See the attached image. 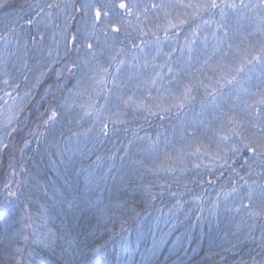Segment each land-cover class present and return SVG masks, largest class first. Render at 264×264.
I'll return each instance as SVG.
<instances>
[{"label": "snow or ice", "instance_id": "1", "mask_svg": "<svg viewBox=\"0 0 264 264\" xmlns=\"http://www.w3.org/2000/svg\"><path fill=\"white\" fill-rule=\"evenodd\" d=\"M9 6V0H0V9ZM29 7L39 17L27 20L36 29L31 35L34 47L29 50L25 43L20 56V48L11 51V41L0 36L4 41L0 83L5 86L4 97L15 102L13 92L20 84L8 71L13 56L23 65L20 73L25 81L26 72L32 71L29 60L46 69L36 77L38 82L48 73L56 77L57 90L67 93L60 99L71 135H54L50 154L71 164L72 156L65 158L66 153L74 156L79 150L71 147L73 137L82 135L103 144L121 131L127 133L133 124L156 123L162 131L154 138L133 130V139L123 147L119 159L129 162V183L133 177L142 180L151 174L179 184L187 173L200 176L202 167L209 169L204 159L218 169H231L235 179L223 193L225 211L241 217L250 238L259 231L264 255V0H44ZM48 38L51 43L45 47ZM72 79L76 82L69 88L65 82ZM197 104L199 113L189 119ZM9 111L4 127L15 132L13 121L18 117L11 106ZM56 118L52 111L44 121L46 127H52ZM8 148L0 138V150ZM236 158L243 159L240 167L246 176L233 167ZM57 183L44 186L45 196L49 191L52 195L49 202L39 204L41 218L57 208L63 212L65 205L84 213L87 209L65 196ZM155 186L151 181L143 186L152 199L157 196ZM159 186L160 195H181L171 190V183ZM34 195L25 191L23 180H8L0 187V223L6 232L16 222L18 205H23V229L9 236V242L39 246L28 254L29 264H78L73 257L88 246L89 233L71 223L55 232L37 229L31 211L38 203ZM219 207L218 197L213 208ZM102 216L111 219L110 210ZM28 228L32 231L26 233ZM15 253L21 255L23 249L17 247Z\"/></svg>", "mask_w": 264, "mask_h": 264}, {"label": "trees", "instance_id": "2", "mask_svg": "<svg viewBox=\"0 0 264 264\" xmlns=\"http://www.w3.org/2000/svg\"><path fill=\"white\" fill-rule=\"evenodd\" d=\"M36 3H44V0H9L10 6L0 9V36L6 35L11 41V51L15 52L19 47L20 56L24 55L25 43L29 50L34 47L31 35L36 29L28 25L27 20L39 19L29 7ZM9 27L15 30L14 33L8 30ZM180 39L182 41L183 37ZM50 43V38L46 39L45 47ZM3 46L4 41L0 40V49ZM22 67L15 56L10 59L8 71L20 84L19 89L13 92L15 102L4 97L2 89L5 86L0 83V97L8 100V105L0 100V138L9 144L8 149L0 150V187L8 180L25 181V191L35 193L34 199L38 201L31 208L37 229L46 231L51 228L55 232L71 223L78 224L79 230L89 233L88 246H82L73 257L78 264H240V261L254 264L253 258L255 264H259L264 259V255L260 254L259 231L255 233V239L250 238L247 228L241 224V217L225 211L223 193L229 190L230 180L235 179L231 169H218L204 159L203 163L209 169L202 167L199 170L203 179L189 172L176 184L170 178L145 174L142 180L133 177V182L129 183V176L126 175L129 162L119 159L124 155L123 147L133 139V130L139 136L147 133L154 138L157 131H162L156 123L151 126L143 121L133 124L127 133L121 131L103 144H97L82 135L73 137L71 147L79 150L74 156L72 153H66L65 156H72L73 163H60L59 156L50 154L54 151L50 145L54 135L57 138L61 132L65 136L71 135L60 99L62 94L67 93L57 90L56 77L50 73L38 82L36 77L46 69L34 61L29 60L32 71L26 72L27 81L20 73ZM55 67L59 68L60 65ZM75 82L72 79L65 83L71 88ZM26 91L30 95L25 96ZM9 106L18 117L13 121L15 132L4 127L6 117L11 114ZM52 111L57 112L56 121L52 127H46L44 121ZM196 113H199L198 104L195 112L189 113V119ZM71 127L74 131L83 132V129H76L75 125ZM9 132L11 135L7 134ZM113 154L116 159H109ZM236 159L237 163L233 167L240 175L246 176L245 170L240 167L243 159ZM53 161L56 162L55 166L51 163ZM57 169L60 170L59 177L56 175ZM49 181H58L57 187L63 186L65 196L87 210L81 213L65 205L63 212L57 208L50 212L49 217L42 219L39 204L49 202L48 197L52 193L49 191L46 197L43 190ZM149 181L156 185L152 189L157 194L156 199L144 193L143 186ZM165 183H171V190L181 195L172 197L167 192L160 195L162 189L159 185ZM218 197L220 207L214 209ZM228 206H231V201ZM22 208L23 205L19 204L16 222L11 224L7 232L6 225L0 223V264H16L17 260L29 264L28 254L39 249L38 245L31 242H9V236L23 229L20 222ZM108 210L111 219L102 216ZM30 231L32 228L25 229L26 233ZM17 247L23 249L21 255L15 253Z\"/></svg>", "mask_w": 264, "mask_h": 264}]
</instances>
